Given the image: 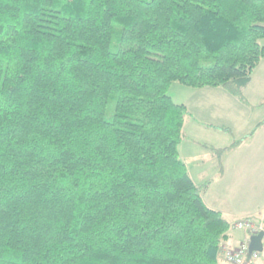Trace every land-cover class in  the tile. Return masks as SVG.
<instances>
[{"label": "trees", "instance_id": "trees-1", "mask_svg": "<svg viewBox=\"0 0 264 264\" xmlns=\"http://www.w3.org/2000/svg\"><path fill=\"white\" fill-rule=\"evenodd\" d=\"M262 60L264 0H0V264H220L169 90L247 103Z\"/></svg>", "mask_w": 264, "mask_h": 264}, {"label": "crops", "instance_id": "crops-1", "mask_svg": "<svg viewBox=\"0 0 264 264\" xmlns=\"http://www.w3.org/2000/svg\"><path fill=\"white\" fill-rule=\"evenodd\" d=\"M263 62L264 60L255 69L251 82L244 88V94L253 84L256 71ZM179 89L185 93L184 97L182 96L181 100L172 98L177 103L185 104L189 110L181 144L188 136V122H191L190 131L196 135L188 138L191 139V142L187 143L189 157L184 156L181 148L180 155L186 161L189 172L198 186L211 182L203 193L206 204L221 211L231 223L243 218L264 221V125L240 146L223 154L222 168L218 156L212 150V147L218 146H208L201 142L202 139H207L208 134L212 136L214 132L233 136L231 126L233 122L248 121L250 125L249 131L243 129V132L238 134L239 139H234L233 142L251 133L261 122L255 124L252 116L249 119L246 116L251 111L253 102L246 94L248 102L244 103L223 87L185 86ZM222 127H227L230 131L223 130ZM252 236L245 230L231 228L224 246L236 247L242 242L250 243ZM220 264H229L223 254L220 255Z\"/></svg>", "mask_w": 264, "mask_h": 264}, {"label": "rangeland", "instance_id": "rangeland-1", "mask_svg": "<svg viewBox=\"0 0 264 264\" xmlns=\"http://www.w3.org/2000/svg\"><path fill=\"white\" fill-rule=\"evenodd\" d=\"M116 40L117 39H115V41ZM179 87H185V86H183V84L179 82H174L171 85L170 90H169L170 96L173 97L175 100H181L182 96L184 97L185 95V93H182L180 91ZM246 94L248 96V99H250L253 102L251 111L249 110L251 113L248 112L246 116L248 119L252 116L253 121L255 122V124H257L259 121L264 120V62L257 69L256 74H255V80L253 84L247 89ZM246 94L244 95L247 98ZM111 114H112V109L109 110V116ZM190 125H191V122H188V126H187L188 136L184 139V142L179 147V149L181 148V152L184 154L185 157H189L187 153L188 152L187 143L191 142V139L188 140V138H193V136H196V135H193L194 133H192V131H190ZM226 126L229 127V125H226ZM231 126H232V132H233L232 135L234 137L230 136L229 134L222 133V132H214L212 133V136L208 134L207 139H202L201 142H204V144H207L208 146L216 145L218 146V148L225 147L231 144V142H233L234 139H239L238 134H241L243 132L242 131L243 129H246L247 131H249L248 128H250L248 121L244 123L242 121H240L239 123L233 122ZM250 130L252 131L253 129H250ZM213 135H218V136H213ZM223 256H224V252H223ZM227 263L229 262L227 261ZM229 264H232V263H229Z\"/></svg>", "mask_w": 264, "mask_h": 264}, {"label": "built area", "instance_id": "built-area-1", "mask_svg": "<svg viewBox=\"0 0 264 264\" xmlns=\"http://www.w3.org/2000/svg\"><path fill=\"white\" fill-rule=\"evenodd\" d=\"M232 228L245 230L251 235L264 231V221L255 218H243L232 223ZM262 251H251L249 242L236 247H224L225 260L232 264H264V236Z\"/></svg>", "mask_w": 264, "mask_h": 264}, {"label": "water", "instance_id": "water-1", "mask_svg": "<svg viewBox=\"0 0 264 264\" xmlns=\"http://www.w3.org/2000/svg\"><path fill=\"white\" fill-rule=\"evenodd\" d=\"M263 236H264V231H261L260 233L253 235L251 237V242H250V250L251 251H262Z\"/></svg>", "mask_w": 264, "mask_h": 264}]
</instances>
